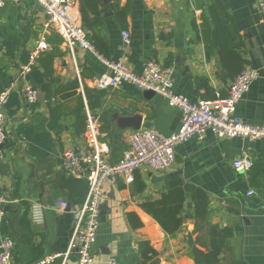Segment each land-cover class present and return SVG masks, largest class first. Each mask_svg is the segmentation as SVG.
<instances>
[{"label": "crops", "instance_id": "crops-1", "mask_svg": "<svg viewBox=\"0 0 264 264\" xmlns=\"http://www.w3.org/2000/svg\"><path fill=\"white\" fill-rule=\"evenodd\" d=\"M213 1L77 0L75 14L95 46L98 43L107 50L108 59L122 60L137 73L143 72L147 61L156 60L172 75L175 91L195 102L227 95L240 72L232 75L221 66L215 29L208 38L204 34L208 20L209 25L213 22ZM220 1L245 63L259 72L238 103L237 115L264 125V25L257 0ZM122 9H126V26L117 17ZM45 21L36 0L7 1L0 8V94L29 61ZM124 30L131 33L130 45L123 42ZM46 39L50 46L39 53L29 75L40 91L38 102L28 105L15 90L5 105L0 192L8 202L0 235L15 239L13 264H32L48 253L63 254L69 249L75 220L72 209L84 203L89 184L64 171L62 152L86 146V105L99 117L100 139L109 148L106 159L111 162L119 160L129 146V134L137 125L132 117L140 119V128H155L165 135L176 132L181 124L180 110L171 107L165 96L129 83L118 89H98L94 82L106 67L97 55L78 48L72 53L53 29L47 31ZM245 154L254 162L248 172L233 166ZM174 187L184 189L185 218L181 229L169 235L142 204L160 199ZM196 188L208 194L209 221L236 229L219 264H264V139L218 138L212 133L177 146L176 163L170 170L143 168L131 184L121 177L106 184L105 216L93 246L92 264H107L110 258L121 264H196L189 254L190 241L201 249L205 247L200 242H207L206 229L196 230L191 198ZM251 189L254 195L248 194ZM62 200L68 201L69 208L60 206ZM142 242L157 255L145 261ZM50 264H77V255L60 256Z\"/></svg>", "mask_w": 264, "mask_h": 264}, {"label": "built area", "instance_id": "built-area-1", "mask_svg": "<svg viewBox=\"0 0 264 264\" xmlns=\"http://www.w3.org/2000/svg\"><path fill=\"white\" fill-rule=\"evenodd\" d=\"M7 1L15 3L23 0H0V8ZM46 15L44 31L30 53L29 61L20 66L11 83L0 94V162L2 148L6 141L5 105L11 92L19 90L28 105L35 104L40 91L29 78L40 52L48 50L47 31L53 29L63 38L72 53L76 48L91 51L97 55L106 67V71L95 80L98 89H118L129 83L142 91H153L165 96L171 107L181 112L179 129L171 135H165L155 128L134 129L129 134V146L123 156L114 162L106 159L109 148L100 139L101 123L99 117L85 106V143L82 149L67 148L62 152L63 169L71 176L84 178L89 189L81 206L72 209L74 224L66 253H48L32 264H50L55 258L70 253L77 255V264H92L93 246L98 237V228L102 221L104 189L107 183L115 182L119 177L128 184L135 182L136 174L143 168L164 172L176 163V148L180 144L196 138L203 140L209 133L218 138H239L243 140L264 139V125L252 124L237 115V105L258 79L259 72L245 63L240 72L232 79L227 95L217 94L213 99L202 98L191 101L187 96L174 89V79L168 70L156 60L147 61L142 73L135 72L128 63L104 57L75 14L77 0H36ZM260 10V22L264 25V0H257ZM123 42H132L129 30L122 32ZM79 80L80 69L76 64ZM82 87V83H81ZM254 165L250 155H243L233 161L235 169L248 172ZM249 195H254L251 189ZM8 198L0 192V229L6 219L5 204ZM62 208H69L68 201H60ZM15 239L0 235V264H13ZM107 264H121L116 258H110Z\"/></svg>", "mask_w": 264, "mask_h": 264}, {"label": "trees", "instance_id": "trees-1", "mask_svg": "<svg viewBox=\"0 0 264 264\" xmlns=\"http://www.w3.org/2000/svg\"><path fill=\"white\" fill-rule=\"evenodd\" d=\"M220 0H215L210 3V9L213 12L212 24L207 22L208 30L204 31L205 36L212 33V28L216 31L217 42L219 45V62L223 68L230 74H237L245 64L242 57L241 44L237 42V37L231 32L228 27V18L223 14L220 7ZM205 18V14L202 15ZM117 17L122 21L124 26L127 25L126 9L118 12ZM98 50L108 58L107 50L102 49L98 43ZM53 62V55H50V62ZM142 189L144 184H142ZM191 198L194 202V217L196 219V230L201 231L206 229L207 242H200L201 237H198L197 242L202 243L205 249H201L192 243L190 256L196 264H219L221 254L228 248V240L234 236L235 230L232 227H220L212 224L209 221V197L205 190L196 188ZM186 195L182 187H174L164 192L160 199L147 200L142 204V208L150 214L163 228V230L173 235L179 231L184 222V202ZM140 251L144 260H150L157 255V251L146 242L140 243Z\"/></svg>", "mask_w": 264, "mask_h": 264}, {"label": "water", "instance_id": "water-1", "mask_svg": "<svg viewBox=\"0 0 264 264\" xmlns=\"http://www.w3.org/2000/svg\"><path fill=\"white\" fill-rule=\"evenodd\" d=\"M146 92H152V93H154L153 91H146ZM131 120H133V121H135L136 123L135 124H137V125H133V128L134 129H140V119H138L137 117H132L131 118ZM105 204L103 203V212H102V220H103V218H104V216H105Z\"/></svg>", "mask_w": 264, "mask_h": 264}]
</instances>
